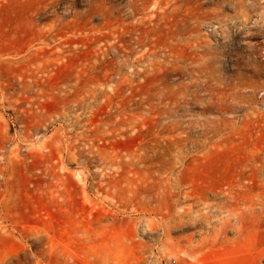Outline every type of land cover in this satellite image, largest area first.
<instances>
[{"label":"rangeland","instance_id":"obj_1","mask_svg":"<svg viewBox=\"0 0 264 264\" xmlns=\"http://www.w3.org/2000/svg\"><path fill=\"white\" fill-rule=\"evenodd\" d=\"M49 1L0 0V264H264V0Z\"/></svg>","mask_w":264,"mask_h":264},{"label":"bare ground","instance_id":"obj_2","mask_svg":"<svg viewBox=\"0 0 264 264\" xmlns=\"http://www.w3.org/2000/svg\"><path fill=\"white\" fill-rule=\"evenodd\" d=\"M58 0H50L49 2H48V4H50V5H52V4H54V3H56ZM41 2V1H40ZM45 2H46V0H45ZM44 3V2H43ZM139 4H141V6H139ZM40 6V5H39ZM38 6V7H39ZM41 8H43L42 6H41ZM128 8H129V6H128ZM107 9V8H106ZM109 9V8H108ZM148 6H146V4H145V0H135L134 1V4L132 5V11L135 13H139V10H141L142 11V13H145V12H147L148 11ZM155 9V8H154ZM64 10V9H63ZM69 10V9H68ZM37 11H38V9H37ZM129 11V10H128ZM261 11H263L264 12V10H261ZM66 12V11H65ZM261 14H263V13H261ZM264 15V14H263ZM141 16V15H140ZM155 16V15H154ZM119 18V17H118ZM264 19V18H263ZM118 21V20H117ZM70 22V21H69ZM119 27V26H118ZM69 28V27H68ZM129 28V27H128ZM155 32H156V30H154V31H152V32H150V33H146L145 34V37H144V41H142L141 42V45L143 46V47H149V48H151V49H154V50H151L149 53H148V56L152 59V60H155L156 58H157V52H156V50H155V47L157 48V46H158V44H159V40L158 39H155V36H156V34H155ZM55 33V32H54ZM57 35H59V31H57L52 37L54 38L55 36H57ZM45 39H46V36H41V37H39L38 38V40L39 41H41L40 43H44L45 42ZM54 40V39H53ZM36 42H37V40H36ZM101 42V41H100ZM120 42H121V40H120ZM161 42V41H160ZM166 43V42H165ZM167 44V43H166ZM50 45V44H49ZM54 45V44H53ZM160 45V44H159ZM162 46V45H161ZM169 46V45H168ZM167 48V47H166ZM49 49V48H48ZM123 50V49H122ZM128 50V49H127ZM117 51V50H116ZM121 54V53H120ZM106 55V54H105ZM122 55V54H121ZM165 55V54H164ZM175 57V56H174ZM118 58V57H117ZM128 58V57H127ZM119 59V58H118ZM182 59V58H181ZM137 62V61H136ZM135 62V63H136ZM122 63V62H121ZM120 63V64H121ZM171 68V67H170ZM170 68L168 69V70H170ZM189 69V68H188ZM187 69V71H189ZM172 70V69H171ZM197 70V69H196ZM199 70H202V69H199ZM190 71H191V69H190ZM118 74H121V72H117ZM124 73V72H123ZM144 73V72H143ZM154 73V72H153ZM167 73V72H166ZM140 74V73H139ZM155 74V73H154ZM134 75V74H133ZM140 76H141V74H140ZM153 76V75H152ZM157 76V75H156ZM129 77V76H128ZM135 80V79H134ZM167 85V84H166ZM165 85V86H166ZM162 88V87H161ZM165 89V88H164ZM166 89H167V87H166ZM87 92H89L90 91V89H87L86 90ZM166 92V91H165ZM162 95V94H161ZM162 100V99H161ZM145 101V100H144ZM149 102V101H148ZM161 102H163V101H161ZM140 105V104H139ZM148 105V104H147ZM159 106V105H158ZM161 107V106H160ZM173 110V109H172ZM228 111V110H227ZM167 112H169L170 113V111H167ZM175 115V114H174ZM249 116V115H248ZM243 117H245V116H243ZM250 118V117H249ZM245 119V118H244ZM258 119V118H257ZM161 120H162V118H161ZM162 122V121H161ZM160 122V123H161ZM216 122H218L219 124H223V120L222 119H218V120H216V119H213V120H210V123L212 124V126H214V124L216 123ZM180 127V126H179ZM162 130H164V129H162ZM180 134V133H179ZM182 134V133H181ZM171 135V134H170ZM187 135V134H186ZM210 135V134H209ZM174 136V135H173ZM178 136V135H177ZM181 136V135H180ZM185 136V135H184ZM188 137V136H187ZM181 141V140H180ZM197 141V140H196ZM183 142V141H182ZM172 143H174V142H172ZM184 146V145H183ZM191 147H192V145H190ZM258 155V154H257ZM257 155H256V159H257ZM253 157H255V155L253 156ZM257 161L255 160V159H253V162L250 164V165H248L247 163L245 164V165H243L242 166V168H241V171L239 172V174H238V181H243V180H245L246 182H247V184H250V183H253L254 182V178L255 177H259V174H260V169H261V165L262 164H260V165H257V163H256ZM264 162V161H263ZM262 162V163H263ZM171 163V162H170ZM169 163V164H170ZM261 163V162H260ZM167 163H165V165H166ZM264 164V163H263ZM162 165V167H163V164H161ZM168 165V164H167ZM161 167V166H160ZM159 167V168H160ZM166 167V166H165ZM264 167V166H263ZM168 169V168H167ZM161 170V169H160ZM261 175V174H260ZM260 178V177H259ZM258 178V179H259ZM260 179H262V178H260ZM262 181H263V179H262ZM255 182H257V181H255ZM256 184V183H255ZM254 184V185H255ZM257 185V184H256ZM251 185H249V188H251L250 187ZM254 188H255V186H254ZM259 188H261V189H263L264 188V181L261 183V184H259ZM256 189H258V186H257V188ZM259 192H261L260 190H258ZM231 196V195H230ZM231 199H233V198H231ZM232 201V200H231ZM255 203V202H254ZM262 205H264V200H263V202H262Z\"/></svg>","mask_w":264,"mask_h":264}]
</instances>
